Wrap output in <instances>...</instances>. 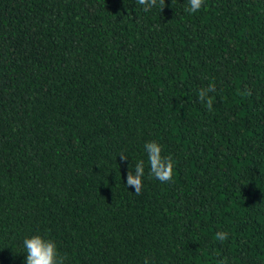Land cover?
I'll list each match as a JSON object with an SVG mask.
<instances>
[{"label":"trees","instance_id":"trees-1","mask_svg":"<svg viewBox=\"0 0 264 264\" xmlns=\"http://www.w3.org/2000/svg\"><path fill=\"white\" fill-rule=\"evenodd\" d=\"M187 7L0 0V264H264V0Z\"/></svg>","mask_w":264,"mask_h":264},{"label":"clouds","instance_id":"clouds-1","mask_svg":"<svg viewBox=\"0 0 264 264\" xmlns=\"http://www.w3.org/2000/svg\"><path fill=\"white\" fill-rule=\"evenodd\" d=\"M138 5L144 6L145 11L152 7L161 6L163 10L165 0H137ZM204 5V0H188L186 12L195 13ZM214 91V86H209L207 89H201L199 92V100L204 103L209 92ZM213 101L207 98L206 106L209 110L212 109ZM148 155V163L150 175L155 177L161 183H168L173 180L174 162L171 157L162 155V146L155 140L148 141L144 145ZM121 159L127 160L128 156L125 153H120ZM130 170L127 173L126 185L133 189L137 194L140 193L143 184L144 176V161L136 162L135 169L129 166ZM216 238L223 241L228 238L227 232H217ZM23 252H26L24 264H64L65 257L59 254L56 242L40 233L25 237L23 239ZM147 264V261H145Z\"/></svg>","mask_w":264,"mask_h":264}]
</instances>
